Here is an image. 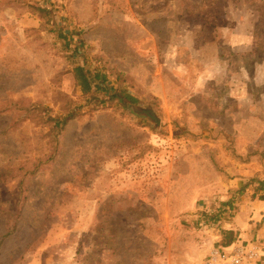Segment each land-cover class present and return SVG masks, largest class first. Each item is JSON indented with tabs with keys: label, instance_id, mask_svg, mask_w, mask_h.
Masks as SVG:
<instances>
[{
	"label": "rangeland",
	"instance_id": "rangeland-1",
	"mask_svg": "<svg viewBox=\"0 0 264 264\" xmlns=\"http://www.w3.org/2000/svg\"><path fill=\"white\" fill-rule=\"evenodd\" d=\"M259 182L264 0H0V264L259 247Z\"/></svg>",
	"mask_w": 264,
	"mask_h": 264
},
{
	"label": "built area",
	"instance_id": "built-area-1",
	"mask_svg": "<svg viewBox=\"0 0 264 264\" xmlns=\"http://www.w3.org/2000/svg\"><path fill=\"white\" fill-rule=\"evenodd\" d=\"M259 255L257 245L231 244L230 248H215L210 251L203 264H249Z\"/></svg>",
	"mask_w": 264,
	"mask_h": 264
},
{
	"label": "trees",
	"instance_id": "trees-1",
	"mask_svg": "<svg viewBox=\"0 0 264 264\" xmlns=\"http://www.w3.org/2000/svg\"><path fill=\"white\" fill-rule=\"evenodd\" d=\"M75 73H76V77L79 79L81 87L85 91H88L92 87L98 88L97 87L98 84L96 81L101 80V82H104V80H105L104 74L96 72L93 74L94 82H91L89 80L88 75L84 71L82 65H80V64L75 67ZM119 96L126 101H130V102L135 101V98H133L130 94H128L126 92L121 93ZM55 125L57 126V124H55ZM262 187H264V182H259L258 188H262ZM222 233H223V236L225 237V240L223 241V246H229L233 242L234 232L232 230H223Z\"/></svg>",
	"mask_w": 264,
	"mask_h": 264
},
{
	"label": "crops",
	"instance_id": "crops-1",
	"mask_svg": "<svg viewBox=\"0 0 264 264\" xmlns=\"http://www.w3.org/2000/svg\"><path fill=\"white\" fill-rule=\"evenodd\" d=\"M260 235V232H258V234H255V238L253 239V240H257V242H259V247H258V249H259V251H260V256L259 257H257V259L256 260H254L253 262H250L249 264H258V263H262V262H264V261H262V260H264V235H262V236H259ZM257 237H259V239L261 240V242H260V240L257 238ZM238 238H239V235L236 237V239H235V241H240V240H238ZM233 244H235V243H233ZM221 248H227V249H229L230 248V245L229 246H225V247H221Z\"/></svg>",
	"mask_w": 264,
	"mask_h": 264
}]
</instances>
